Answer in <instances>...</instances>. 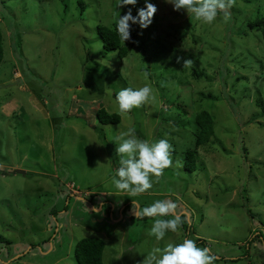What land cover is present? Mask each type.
Wrapping results in <instances>:
<instances>
[{
    "label": "rangeland",
    "instance_id": "1",
    "mask_svg": "<svg viewBox=\"0 0 264 264\" xmlns=\"http://www.w3.org/2000/svg\"><path fill=\"white\" fill-rule=\"evenodd\" d=\"M83 1L84 13L78 0H0V108L13 98L25 107L23 121L9 106L11 122L0 111V264H79L75 246L85 238L105 242L104 264H143L153 249L188 238L191 225L189 239H203L206 246L197 245L219 257L215 264H264V40L249 29L264 19V0H234L228 21L219 14L210 25L152 0L157 13L146 29L132 25L139 49L123 60L104 53L96 24L113 27L144 0L122 8ZM144 83L156 102L120 114L116 93ZM100 109L121 123L101 124ZM203 111L215 133L189 173L185 154ZM129 129L139 139L167 138L174 161L135 196L111 179L119 167L114 140ZM166 198L182 225L157 241L153 219L171 216L138 213Z\"/></svg>",
    "mask_w": 264,
    "mask_h": 264
},
{
    "label": "clouds",
    "instance_id": "2",
    "mask_svg": "<svg viewBox=\"0 0 264 264\" xmlns=\"http://www.w3.org/2000/svg\"><path fill=\"white\" fill-rule=\"evenodd\" d=\"M137 3L138 0H117L116 7H135ZM167 3L171 4L175 11L185 10L190 17L210 25L217 20L220 13L222 20L228 21L234 0H167ZM144 4L145 6L139 8L135 16L131 7H128L126 14L118 16L117 31L124 42L131 38L132 25L138 24L141 29L151 25L158 10L157 6L152 0H144ZM191 63V59L185 60L184 66ZM144 79L147 81V73H144ZM156 99L152 86L144 83L138 88H122L116 93L114 103L120 114H126L144 104H154ZM114 142L119 157V167L115 169L111 179L117 190L129 192L133 196L148 192L157 182V178L163 175L164 170L174 166L172 145L167 138L156 141L139 139L135 130L129 129L127 132L119 133ZM179 165L180 161H176L175 166ZM176 208V202L166 198L156 200L138 214L141 217L171 216V218L155 219L150 227L149 235L161 241L165 239L167 233H176L182 225L181 217L174 214ZM100 210L99 207L94 209L96 212ZM218 259L219 257L210 248L199 247L196 240L184 238L179 243L168 242L163 248H155L148 252L143 264H215Z\"/></svg>",
    "mask_w": 264,
    "mask_h": 264
},
{
    "label": "trees",
    "instance_id": "3",
    "mask_svg": "<svg viewBox=\"0 0 264 264\" xmlns=\"http://www.w3.org/2000/svg\"><path fill=\"white\" fill-rule=\"evenodd\" d=\"M78 5L81 13L86 10V5L83 0H78ZM222 14V13H220ZM117 23L113 27H109L104 23L96 24V32L102 41L104 53L114 52L120 60L128 57L129 50H138L139 46L134 42L139 39V34L133 26H131V38L123 41L117 31ZM251 31L260 32L264 40V19H257L249 24ZM4 35L0 30V69L5 58L4 52ZM264 115V114H263ZM97 120L103 125H118L122 118L119 114H110L106 109H100L97 112ZM197 133L195 138V148L185 154V170L189 173H196L198 149L207 146L214 136V119L211 114L206 111L199 113L196 116ZM185 235V234H184ZM193 234L191 229H186V236L189 238ZM198 245L205 244V241L200 238H195ZM206 246V244H205ZM105 251V242L99 238H85L76 243L75 255L79 264H104L103 256Z\"/></svg>",
    "mask_w": 264,
    "mask_h": 264
},
{
    "label": "crops",
    "instance_id": "4",
    "mask_svg": "<svg viewBox=\"0 0 264 264\" xmlns=\"http://www.w3.org/2000/svg\"><path fill=\"white\" fill-rule=\"evenodd\" d=\"M12 98H13V97H12ZM39 101H40V100H39ZM35 102H37V101H35ZM40 102H41V101H40ZM21 103H22L21 101L19 102V101H17V100L14 99V98L8 103L9 110H12L11 113L14 112V113H13V116L15 117L16 114L18 113L17 118H18V120L20 119L19 121H23V119H22L21 117H22V112H23V110H24V108H25L24 105L21 104ZM31 103H32V102H31ZM1 105H2V106H1L2 108H0V111H1V109L3 110V112L1 111V114H5V115L8 114L7 116H9L8 119L10 120V116H12V115H11L10 111L7 109L8 106L5 105V106H6V107H5L3 103H1ZM11 105H12V106H11ZM34 106H35V105H34ZM15 107H16V109H15ZM17 109H18L19 111H18ZM87 111H89V109H88ZM4 112H5V113H4ZM13 116H12V118H13ZM15 118H16V117H15ZM11 120H12V119H11ZM11 120H10V122H11ZM94 123H95V122H94ZM6 143H8V139H7ZM7 156H8V155H7ZM25 157H26V156H24V159H25ZM15 162H16V160H15ZM14 164H15V163H14ZM9 165H12V164H9ZM6 166H7V165H6ZM16 167H18L17 164H16ZM8 169L11 170L12 167L10 168V167L8 166ZM13 169H14V168H13ZM9 170L6 169V172H8ZM13 172H14V170H13ZM13 172H12V173H13ZM2 173L5 174L4 172H2ZM23 173H24V172H22V174H21V172H18V171L15 172V174H18V175H20L21 177H24V175H26V174H23ZM13 176H15V175H13ZM13 176H12V177H13ZM71 189H72V186H71ZM73 189H74V188H73ZM70 194H71V195H70ZM87 194H88V193H87ZM80 195H81V194H80L79 192H75V190H73V191L71 190V191L69 192V196H71V197L73 196V197H77V198H78ZM80 197H81V196H80ZM80 197H79V200L84 201V199H82V198H80ZM181 207H183V206H181ZM185 208H186V207H185ZM183 209H184V208H182L181 211H182ZM184 210L188 212V209H184ZM181 211H180V212H181ZM176 213H177V212H176ZM194 218H195V216H194V212H191L189 219L193 222ZM148 219H149V218H148ZM153 221H154V219H153ZM195 238H196V237H195Z\"/></svg>",
    "mask_w": 264,
    "mask_h": 264
}]
</instances>
